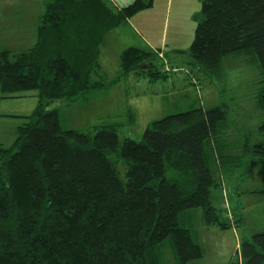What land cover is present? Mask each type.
<instances>
[{"label":"trees","instance_id":"1","mask_svg":"<svg viewBox=\"0 0 264 264\" xmlns=\"http://www.w3.org/2000/svg\"><path fill=\"white\" fill-rule=\"evenodd\" d=\"M42 4L30 49L17 54L0 44V100L29 92L38 98L30 116L18 117L26 122L13 144L0 146V264H163L168 242L178 264L200 261L203 248L182 214L201 209L206 227L228 228L210 201L218 183L205 152L227 111L169 115L140 141L120 140L122 126L114 122L89 133L63 129L59 105L89 102L131 77L167 76L156 64L160 52L139 48L122 52L113 80L101 72L109 34L152 2L136 0L118 11L104 0ZM250 52L264 75V0H203L191 65L214 79L226 57ZM215 147L228 166L227 145ZM253 149L264 157V144ZM240 256L242 264H264V232L244 240Z\"/></svg>","mask_w":264,"mask_h":264},{"label":"rangeland","instance_id":"2","mask_svg":"<svg viewBox=\"0 0 264 264\" xmlns=\"http://www.w3.org/2000/svg\"><path fill=\"white\" fill-rule=\"evenodd\" d=\"M104 1L118 11L136 0ZM143 1L152 2L153 6L107 37L101 53V72L113 80L120 72L122 52L139 48L160 52L156 54V64L167 78L153 81L149 76L131 77L89 102L71 108L59 105L61 125L66 130L89 133L105 123H119L120 140L140 141L153 122L169 115L223 107L228 121L219 127L216 140L206 144L205 152L218 183L212 189L210 201L228 228L206 227L201 209L186 211L182 216L203 248L204 257L197 264H242V242L264 232V194L260 193L264 191V157L252 152L253 147L264 144V132L260 131L264 123L261 65L252 52L230 55L223 61L222 74L209 79L191 65L190 57L203 0ZM0 3L3 4L0 13H18L20 18L12 21L11 18L16 19L12 15L0 19L1 46L17 54L30 49L41 0H0ZM177 51L182 54L177 55ZM34 96L36 93L29 92L22 98L0 100V146L8 148L13 144L16 129L26 122L18 117L30 116L37 107ZM129 112L136 119L133 127ZM215 142L217 146L227 145L224 155L230 157L228 166L219 161ZM120 171L123 173L124 168ZM169 244L172 247L168 242L162 249L163 264H178Z\"/></svg>","mask_w":264,"mask_h":264},{"label":"crops","instance_id":"3","mask_svg":"<svg viewBox=\"0 0 264 264\" xmlns=\"http://www.w3.org/2000/svg\"><path fill=\"white\" fill-rule=\"evenodd\" d=\"M2 2V1H1ZM4 3V2H3ZM16 4V3H15ZM108 5V4H107ZM2 7H3V4L2 3H0V9H2ZM5 7H8V6H6L5 5ZM43 13H44V7H43V4H42V0H41V8H40V11H39V13L37 14V16H36V19H35V21H37L36 22V26H34L35 27V31H34V35H33V37L34 38H32V39H34V43H35V40H36V30H37V27H38V24H39V22H40V19H41V17H42V15H43ZM12 15H14L15 17H16V19H13V18H11V16ZM19 16V14L18 13H5V12H2V13H0V19L2 20V17H6V19H9V18H11V20L12 21H14V20H20V18L18 17ZM22 18V17H21ZM128 23V21L126 22V24ZM13 24H16L17 25V22H14ZM34 24H35V22H34ZM0 29H1V27H0ZM34 43H33V45H34ZM32 45V46H33ZM31 46V47H32ZM30 47V48H31ZM8 50H11V49H8ZM24 97V96H23ZM36 99H37V105H38V98H37V94H36V96H34ZM22 98V97H21ZM162 256H163V254H162ZM200 261H197V262H195L194 264H197V263H199Z\"/></svg>","mask_w":264,"mask_h":264}]
</instances>
